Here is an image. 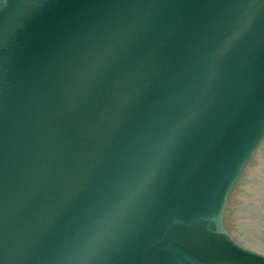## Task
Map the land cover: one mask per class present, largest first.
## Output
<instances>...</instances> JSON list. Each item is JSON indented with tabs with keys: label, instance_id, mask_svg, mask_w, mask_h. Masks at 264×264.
Returning <instances> with one entry per match:
<instances>
[{
	"label": "water",
	"instance_id": "95a60500",
	"mask_svg": "<svg viewBox=\"0 0 264 264\" xmlns=\"http://www.w3.org/2000/svg\"><path fill=\"white\" fill-rule=\"evenodd\" d=\"M0 264H264V0H0Z\"/></svg>",
	"mask_w": 264,
	"mask_h": 264
}]
</instances>
